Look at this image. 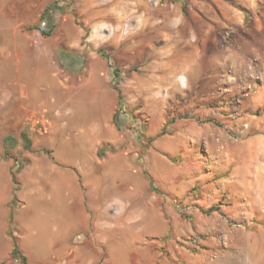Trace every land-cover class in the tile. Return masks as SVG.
Listing matches in <instances>:
<instances>
[{
  "label": "rangeland",
  "instance_id": "obj_1",
  "mask_svg": "<svg viewBox=\"0 0 264 264\" xmlns=\"http://www.w3.org/2000/svg\"><path fill=\"white\" fill-rule=\"evenodd\" d=\"M263 150L264 0H0V264H264Z\"/></svg>",
  "mask_w": 264,
  "mask_h": 264
},
{
  "label": "trees",
  "instance_id": "obj_2",
  "mask_svg": "<svg viewBox=\"0 0 264 264\" xmlns=\"http://www.w3.org/2000/svg\"><path fill=\"white\" fill-rule=\"evenodd\" d=\"M53 6L52 5H48L44 11V13H48V11L50 9H52ZM53 18H49L46 20V25H47V29H44L43 27H41L40 25L39 26H35L37 29H39V31L44 34V35H49L54 27V24H53ZM98 52L106 58L107 60V63H108V66L111 68L112 70V74H113V81L116 80V78L119 76V73H120V69L118 67H115L113 66V64L110 62V59L109 57L107 56V54L105 52H103L102 50H98ZM66 55V54H65ZM62 57V60L61 61H64V60H68L66 58L63 59V56ZM71 58V57H70ZM72 60H76V58L73 57L71 58ZM83 61V59H82ZM82 61H80V64H82ZM77 62V61H76ZM124 104H123V101H122V97H121V94L120 92L117 90V109L116 111L113 113L112 115V122L113 124L116 126V128L118 130H121L122 129V124L120 122V119L118 118V112L123 108ZM19 137L23 143V146L25 148H29L31 146V140L29 139V137L27 136V134L25 132H21L19 134ZM15 139L12 137V136H6L4 137L3 139V143H4V152H3V157L5 156H9V152H8V145H12L14 143ZM19 167V166H18ZM18 167L16 168V170H18ZM15 171H12L11 174H12V182L15 183V178H14V173ZM149 185L151 188H153V185H152V181L151 179L149 178ZM8 219L9 221H11V214H9L8 216ZM10 234H11V229H9L8 231ZM11 255L13 257H18L20 258L21 262L22 263H25L26 261V258L25 256L21 253L20 249H19V245H18V240L17 238H15L14 236L12 237V250H11Z\"/></svg>",
  "mask_w": 264,
  "mask_h": 264
},
{
  "label": "crops",
  "instance_id": "obj_3",
  "mask_svg": "<svg viewBox=\"0 0 264 264\" xmlns=\"http://www.w3.org/2000/svg\"><path fill=\"white\" fill-rule=\"evenodd\" d=\"M213 240H214V238H209L208 240H206V245H211V244H213L212 242H213ZM203 245H204V242L202 243ZM202 261V259L199 257L198 258V262H201Z\"/></svg>",
  "mask_w": 264,
  "mask_h": 264
},
{
  "label": "bare ground",
  "instance_id": "obj_4",
  "mask_svg": "<svg viewBox=\"0 0 264 264\" xmlns=\"http://www.w3.org/2000/svg\"><path fill=\"white\" fill-rule=\"evenodd\" d=\"M263 154H264V150H263ZM264 160V159H263ZM262 187V186H261ZM261 189H263V188H261Z\"/></svg>",
  "mask_w": 264,
  "mask_h": 264
}]
</instances>
